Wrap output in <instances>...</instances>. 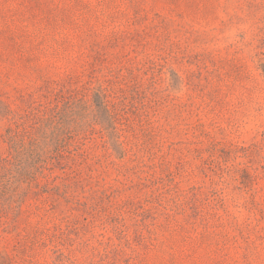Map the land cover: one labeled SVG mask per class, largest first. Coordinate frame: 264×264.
I'll use <instances>...</instances> for the list:
<instances>
[{"label": "rangeland", "instance_id": "1", "mask_svg": "<svg viewBox=\"0 0 264 264\" xmlns=\"http://www.w3.org/2000/svg\"><path fill=\"white\" fill-rule=\"evenodd\" d=\"M0 264H264V0H0Z\"/></svg>", "mask_w": 264, "mask_h": 264}]
</instances>
